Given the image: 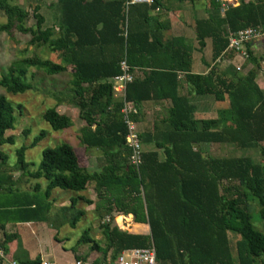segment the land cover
Listing matches in <instances>:
<instances>
[{
    "label": "trees",
    "instance_id": "16d2710c",
    "mask_svg": "<svg viewBox=\"0 0 264 264\" xmlns=\"http://www.w3.org/2000/svg\"><path fill=\"white\" fill-rule=\"evenodd\" d=\"M10 1L0 0L5 17L0 31L14 29L28 34V45L56 52L59 61L36 52L18 56L0 74V87L8 93H22L31 87L25 80L30 68L53 75L69 67L68 93L55 95L56 104L46 108L41 117L52 130H61L72 122L56 106L65 102L76 107L83 120L78 144L100 152L104 163L98 170L88 171L78 164L70 144L61 142L43 148L37 167L26 171L31 178L46 180L42 196L34 194L37 183L32 193H15L16 179L0 169V195H9L8 199L0 198V227L7 221H45L53 188L76 194L92 183L105 201L99 219L115 211L131 214L134 222L149 227V234L129 233L117 227L110 216L98 224L101 240L84 230L76 245L87 244L90 251L100 254L101 259H94L93 264L100 260L106 263V259L112 264L122 250L150 244L158 264H264V234L254 228L249 212V201H255L264 222V143L260 144L264 142V85L259 87L255 82L264 55V0L240 1L228 6L223 14L218 2L208 0L205 16L193 21L196 49L208 40L212 62L225 50L228 32L253 27L263 33L261 53L255 56L246 43V61L251 66L244 73L236 70L232 74L219 71L214 64L204 74L191 72V44L180 36L163 35L169 26L165 0L126 7L124 0H55L59 10L56 30L54 26L42 27L39 2L32 7L34 24L27 26L28 10ZM172 1L194 4L195 0ZM155 7L158 12L151 14ZM122 57L134 75L125 85V99L137 106L148 99L170 102L164 128H153L147 135L139 133L141 143L151 142L154 149L142 151L136 170L128 164L126 128L119 113L121 101L112 96L110 84L120 72L118 62ZM135 70L141 75H135ZM177 72H183L190 94L209 95L227 105L214 118H194L193 106L177 93ZM16 108L21 109L20 105ZM14 109L0 95V146L13 142V137L4 133L12 128ZM44 134L40 131L27 146L15 150L16 169L24 172L29 164L24 160V150ZM218 143H232L241 151L258 148L263 153L257 160L245 154L216 156L199 147ZM5 160L0 150V164ZM78 197L87 203L86 198L75 195L60 208L71 214L67 219L71 226L84 214L75 206ZM115 220L120 222L121 216ZM227 232L239 236L232 247ZM13 239H17L15 233L3 232V253ZM15 251L12 260L16 264L41 261L38 256L18 258Z\"/></svg>",
    "mask_w": 264,
    "mask_h": 264
},
{
    "label": "rangeland",
    "instance_id": "374dc122",
    "mask_svg": "<svg viewBox=\"0 0 264 264\" xmlns=\"http://www.w3.org/2000/svg\"><path fill=\"white\" fill-rule=\"evenodd\" d=\"M12 4L21 6L28 10V18L26 20V25H33L34 18L32 17V7L39 2V13L43 16V24L42 27L45 26H54L56 30L57 20L59 10L55 5V0H11ZM206 7L208 6V0H205ZM185 8L188 12H194V16H203L205 14V10L203 6L186 3ZM157 12V11H155ZM5 17L0 11V25L4 23ZM28 34H22L12 29L9 33H5L0 31V74L5 71L9 63L18 56L21 55H30L32 52H36L43 58H48L53 62H58V56L56 52H48L43 47L34 48L31 45L27 44ZM188 37H194L193 30L189 29ZM260 39L258 38L253 43H257V47H259ZM194 38L190 39L193 44ZM232 55L235 56V60L239 65L238 72H245L249 68V64L246 61V57L240 59V54L238 52H232ZM261 53V49H257L254 51V55L257 56ZM192 56L194 58V51L192 52ZM236 56H239L236 58ZM196 58V57H195ZM242 58V57H241ZM31 73V76H29ZM69 75V67L66 71L53 74L46 75L41 71H36L33 68L29 69L28 74L26 75L25 80L31 84V87L25 90L22 93H8L5 92L0 87V95H4L7 100H9L14 109V122L11 129H7L4 133L5 136L11 135L13 137L12 143H4L0 146V150L6 155L5 163L0 164V169L5 172H11L13 178L16 179V189L15 193H20L22 191L30 190L31 193L34 187V184L37 183L39 185L38 191L35 192L37 196H42V193L45 188L46 180L42 177L39 178H31L26 175V171H32L37 167V164L40 159V154L43 148L52 147L61 142H66L70 144L75 150L76 155L79 156L81 162H84L82 158V148L78 144L76 132L79 130L80 126L83 124V120L78 117V110L76 107H73L67 103L60 104L61 106H57V110L60 113H64L69 116L72 124L68 128H64L61 130H52L48 124L42 119V112L48 108L52 107L56 104L55 95L64 96L68 93V79ZM257 83L261 85L263 76L258 73ZM194 97L195 94H191ZM16 105H20L21 109H17ZM226 106V101H219L218 106L224 108ZM26 130V132H24ZM40 131H44V136L38 140L32 147H27L24 150V160L29 162L27 168L22 172L19 169H16V155L15 150L21 145H28L32 138L38 134ZM261 142L260 144H263ZM142 147V144H141ZM143 149V148H142ZM95 152V155H100V152L97 150H92ZM210 154L216 156H238V155H248L254 159H259V155L262 156L261 151L258 148H251L245 151H241L235 148L232 143H218L213 144L209 149ZM94 155V156H95ZM264 157V156H263ZM93 162V160H92ZM96 162V161H95ZM22 173V174H21ZM83 191V190H82ZM80 191V192H82ZM59 193L53 196V198L63 199L67 201V196L69 193L75 194L73 191L62 190L59 188H53L51 190V194ZM85 197L86 189H84L81 194ZM9 195L1 194V199H8ZM11 197V196H10ZM83 203H80V206ZM258 206L255 201H249V212L251 217V223L255 229L264 234V222L258 216ZM53 215L65 216L66 218L71 217L69 212L61 213V212H53ZM105 217L103 219H99L96 216H90L85 213L84 216H81L74 226L69 224V220L63 223L62 225L55 226L53 228L49 227V233H43L42 238L36 239V234L26 236L28 240L26 242V238L22 235V241L27 246L29 251H32L33 247L37 244V241H41L43 244L45 243L46 248V256L50 259H53L55 264H71L75 260H80L87 256L88 253L92 252L96 254L95 251H90L87 244H79L76 245V240L81 235L84 230H87V233L90 237L93 238L94 234L98 237V240H101L102 234L98 224L100 221L105 222ZM20 223V222H19ZM11 224V223H10ZM46 222L45 225H47ZM32 225H26L22 223L23 232L30 231ZM57 232L56 240H53V234ZM6 233V232H5ZM58 238V239H57ZM32 239V240H31ZM20 243V240H19ZM33 243V244H32ZM21 245V244H20ZM21 246L18 249V252L25 253L24 250L21 251ZM72 248L78 251L77 259H74V251ZM98 259L101 257L98 253ZM74 263V262H73Z\"/></svg>",
    "mask_w": 264,
    "mask_h": 264
},
{
    "label": "crops",
    "instance_id": "0c3cea01",
    "mask_svg": "<svg viewBox=\"0 0 264 264\" xmlns=\"http://www.w3.org/2000/svg\"><path fill=\"white\" fill-rule=\"evenodd\" d=\"M165 3L168 9L166 11V18L169 22V26L166 30H164L163 35L165 38H169L172 36H180V37H183L189 44H191V46L193 47L192 52L194 51V58L191 54V65H190L191 72L204 74L207 72L209 66H211L212 64L216 65L219 71H222V72L225 71L228 74H232L236 70L239 69V65L237 64L235 60V56L232 55L230 51L224 50L220 54V56L216 58L214 62H212L210 60V44L208 40H205V45L201 49H198V50L196 49L197 45H196L195 39L193 40V44H192V41H189L190 39L194 38V37H188L189 29L193 30L192 26H193L194 19L204 17L207 12L208 6L206 7L207 3L205 4V0H195L194 1L196 5L203 6L205 10V14L203 16L202 15L194 16L193 15L194 12H191V13L188 12L185 8V5L187 2L177 3L172 0H165ZM150 13L153 14L156 12L154 10H151ZM253 42H250L248 44H249L250 50L254 54V51H256L259 48L261 49L262 39L260 40L259 47H257L258 46L257 43H253ZM237 57L239 56H236V58ZM240 59H243V58L240 57ZM248 64L250 67L251 66L250 63ZM259 68L260 69L258 73L263 74L264 73V55L262 56L259 62ZM134 73L137 76L141 75L139 70H135ZM176 78L178 80L177 93L180 95H184L187 101L193 106L194 118L201 119V118L216 117L217 111L222 109L221 107L218 106L219 101L213 100V98L209 95H196L195 97L191 95L188 92V86L183 80V72H177ZM256 79L257 78H255V82L257 83ZM257 85L259 87H262L264 85V78L262 80L261 85H259L258 83ZM58 106H61V105H58ZM169 106H170V102L168 99H157V100L148 99V100L141 101L137 106V114L135 115V119H134V121L136 122V127H137L138 132L141 134L147 135L153 128H157L158 130H161L162 128H164L163 119L166 116ZM76 135H78V131L76 132ZM141 144H142L143 150L154 149L153 143L151 142H146V143H141ZM212 145L213 144H200L199 147L203 151L209 152V149ZM81 148H82V153H83L81 156L84 159V162H81L79 156L76 155L78 164L86 168L88 171L98 170L101 167V165L104 163L102 156L101 155L96 156L95 152L92 151L94 149H84L82 146ZM85 189H86L85 197L81 195L84 190L82 192H77L74 195L72 193H69L67 196V201L63 199L59 200L57 198H53L54 195L59 194V193L50 194L49 201L51 205H50L47 219L45 221H29V222H20V223L11 222V221L5 222L4 225L0 227V241L2 239L3 232L15 233L17 235V239H13L7 242L6 244L7 250L4 253L2 252V249L0 247L1 263L10 264V262L13 261L12 255L15 249L18 252V249L21 246L22 247L21 251L24 250L25 253L23 254L20 251L19 253H17L15 251L16 257L18 258L27 257V258L32 259L38 256L41 261H46V262H49L50 264H55L53 259H50L46 256L45 243L43 244L41 241H37V244L33 247L32 251H29L27 246L22 241L21 236L23 235L26 238V242L28 240V237L26 236L27 233L29 235H32L33 233L36 234V239H38L39 237L42 238L43 233H49V230H47V228L49 227L53 228L55 226H59L65 223L68 217L66 218L65 216L53 215L52 213L53 212L63 213L62 209L60 208L66 207L69 204V198L74 197L75 195L76 196L80 195L86 198L87 200L86 204H84L83 199L80 197H78L76 200L75 206L77 208H82L84 210V214L82 216H84L86 213L87 215H90V216L99 217L102 211V204H104L105 201L101 198L102 196L100 197L96 194V191L93 189L92 183H88ZM25 192L28 193L30 192V190L28 191L25 190ZM80 203H83V204L80 206ZM96 208L98 211H96ZM110 216L113 217V223H115L116 226L122 230H126L129 233H135V234H149V227L147 223L134 222L131 214H121L119 212L111 211L109 215L104 214L102 219L104 217L109 218ZM116 216H121L120 222H117L115 220ZM46 222H48L47 225H45ZM22 223H25L26 225L33 224V227H31L30 231L23 232ZM174 225H177V224H174ZM56 235H57V232H54L53 240L55 241L62 240L61 238H59V240H56ZM93 238L98 239L96 234H94ZM227 238H228V242L230 246L232 247L235 241L239 238V236L237 234L227 232ZM19 240H20V243H19ZM17 244L18 246L16 247ZM75 255L78 256V251H76V253L74 251V256ZM98 256H99L98 253L93 254L92 252H90L87 254L86 258L84 257V259L83 260L80 259V261H82L83 264H93V260L98 259ZM99 259H101V257ZM73 262L71 264H74ZM97 264H108L107 259H106V263L103 262V260L102 261L100 260V262H98Z\"/></svg>",
    "mask_w": 264,
    "mask_h": 264
},
{
    "label": "built area",
    "instance_id": "2783aa9c",
    "mask_svg": "<svg viewBox=\"0 0 264 264\" xmlns=\"http://www.w3.org/2000/svg\"><path fill=\"white\" fill-rule=\"evenodd\" d=\"M219 3V12L223 14V11L228 6H235L240 1L246 0H215ZM152 0H124L125 7L129 4H147L150 5ZM158 8L155 7L154 11ZM125 35V33H123ZM263 33L258 28L246 27L236 32L227 33V44L225 50L238 52L242 58L247 56L245 51V44L253 42L258 38L262 39ZM260 39V40H261ZM119 73L110 79L112 96L121 101L119 113L123 123L125 124L126 132L124 135V144L128 149V164L137 169L141 163V153L143 151L141 147V141L139 132L134 121V116L137 114V105L134 102L125 99L124 89L126 83L132 81L134 78L133 73L122 57L118 62ZM105 221L108 218L104 219ZM10 264H16L11 261ZM39 264H50L46 261H40ZM74 264H83L80 260H75ZM112 264H158L155 259V250L152 244L145 247H134L122 250L113 260Z\"/></svg>",
    "mask_w": 264,
    "mask_h": 264
}]
</instances>
